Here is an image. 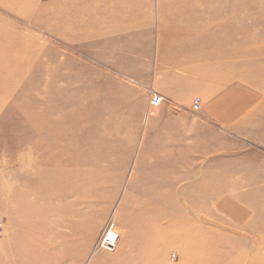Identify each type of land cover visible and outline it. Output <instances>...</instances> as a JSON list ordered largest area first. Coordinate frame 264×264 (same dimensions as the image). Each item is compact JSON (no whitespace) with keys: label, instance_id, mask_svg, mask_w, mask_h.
I'll list each match as a JSON object with an SVG mask.
<instances>
[{"label":"rangeland","instance_id":"374dc122","mask_svg":"<svg viewBox=\"0 0 264 264\" xmlns=\"http://www.w3.org/2000/svg\"><path fill=\"white\" fill-rule=\"evenodd\" d=\"M61 1L0 0V49L13 50L19 54L16 58L25 62L21 79L13 69L0 73L2 80L17 77L13 86L0 93L3 104L0 187L4 177L16 180L21 187L27 184L30 179L23 177L19 162L27 160L31 142L46 139L32 134V127L44 125L47 120L42 116L50 110L67 112L66 105L45 104L46 97L80 92L87 98L72 106L93 104L94 107L81 117L84 123L78 128L87 123L95 130L82 129L83 134L79 135L69 132L66 138L73 137L82 143L103 140L102 155H107L108 162L97 157L87 160L78 169L80 172L68 176L70 183L53 186L54 193L65 195L49 201L50 207L56 212L65 210L64 221L80 223L85 219L88 223L82 231H74L75 238L70 243L66 240L70 233L65 227L48 235L47 240L52 244L48 255L58 258L54 264H95L97 258L100 262L96 264H123L130 254L121 249L100 248L89 263L86 260L104 231L112 225L121 227L117 212L125 197L130 195L126 201L129 207L132 197L142 196L144 190L156 187L164 190L166 183L176 179L181 180L178 186L184 184L186 179L180 173L189 169L196 181L213 177L255 180V176L264 175V92L242 89L235 82L227 86L196 75L206 64L221 61L218 54L208 62L197 60L203 54L264 49V0H133L139 4L141 17L152 7L155 17H168L178 24L193 20L199 25L203 20L204 36L209 40L206 48L211 51L165 57L170 64L168 60L175 56L179 65L173 67L167 62L156 66L162 57L147 54H152L150 48L157 42L156 37L155 41L148 38L152 33L156 36L158 31L154 20L150 24L142 20L132 25L130 19L123 17L116 23L109 18L112 13L104 12L109 0H91V9L101 11L93 18L88 14L83 18L82 13L60 14L67 9L81 10L82 5L79 0L67 4ZM126 1L132 0H117ZM199 34L195 40H199ZM234 60L259 63L261 58L247 56ZM74 74L78 76L76 84L64 85L57 80L54 87L45 85L55 76ZM150 90L163 96L159 108L148 107ZM195 98L201 101L197 111L192 109ZM35 117L40 120L31 119ZM24 146L26 151L22 149ZM87 149L95 147L83 148L85 152ZM164 151H170L165 155L183 157L186 161L171 162L167 166L171 167L167 168L169 172L163 171L158 176L154 164ZM141 162L142 168L135 170ZM256 186L264 188V183ZM257 187L240 191L257 190ZM258 197L252 195L244 200L258 202ZM223 201L229 216L244 214L239 202L232 198ZM207 203V213H200L201 206H196L195 212L201 217L206 214L230 229L236 228V223H226L222 214L213 213L212 203ZM113 208L117 210L114 216ZM13 211L11 206L7 209L0 202V239L5 241L13 237L18 225ZM60 219L49 217L51 223ZM154 264H184V259L179 248L169 246L164 258L155 260Z\"/></svg>","mask_w":264,"mask_h":264},{"label":"bare ground","instance_id":"6f19581e","mask_svg":"<svg viewBox=\"0 0 264 264\" xmlns=\"http://www.w3.org/2000/svg\"><path fill=\"white\" fill-rule=\"evenodd\" d=\"M217 54L221 61L217 64H206L196 71L198 78L206 77L209 81H219L227 86L235 82L242 89L264 92V49L247 52L217 50V52L203 54L202 58L197 60L208 62ZM18 55L13 50L1 48L0 73L13 69L17 77L21 79L25 62L16 58ZM247 56H257L261 60L259 63L234 60L237 57L247 58ZM15 58L17 61L12 62L11 59ZM168 61L171 62L172 67L179 65L175 56L174 59ZM17 77L10 80L0 79V93H4L6 88L13 86ZM57 80L63 82L64 85H70L71 82L76 84L78 76L75 74L55 76L45 84L46 87H54ZM11 94L12 92L8 93L7 97ZM85 98L80 92L75 91L66 95L57 93L55 97H46L45 104L57 107L66 105L67 112L60 109L50 110L42 116L47 120L44 125L32 127V134L42 135L46 139L30 141L27 160L19 162L20 171L24 173L23 177L30 179L27 180V184L21 187L16 180L12 181L4 177L0 187L2 194L0 202L7 209L10 206L14 209L13 213L14 215L16 213L18 225L12 238L6 241L0 239V264H54L58 258L48 255L52 244L47 240V236L65 227L71 234L66 236V240L70 243L75 238L74 231H82L88 223L85 219L80 223L64 221L67 212L65 210L56 212L49 205V201H54L58 197L63 198L65 195L61 191L58 194L54 193L53 186L70 183L71 179L68 176L71 177L72 174L80 172L78 169L82 168L84 162L94 157L108 162L107 155H102L103 140L94 139L92 142L82 143L77 142L73 137L66 138L69 132L79 135L83 134L82 129H87L88 132L95 130L92 124L87 123L82 126V129L78 128L81 122L84 123L81 117L91 111L94 106L88 104L85 107H76L72 104H77L76 102L85 100ZM1 103L0 107L3 106ZM31 119L40 120L36 117ZM147 119L146 115L145 120ZM90 145H93L95 149H87L85 152L83 148ZM25 147H22L24 151H26ZM174 152H179V150ZM163 154L154 164L158 176L163 171L164 174L169 172L167 168L171 167L167 166L171 162L186 161L183 157L165 155L170 154V151H164ZM139 168H142V162L134 167L135 170ZM99 169L101 170V166ZM191 172L189 169L180 173L185 177L186 183L179 186L181 180L176 179L166 183L164 190H160L159 187L144 190L142 196L132 197L129 207L126 201L130 195L125 197L117 212L121 227L112 225L110 230L104 231L103 238L100 239L102 243L113 245V250L121 249L129 253L130 256H126L123 264H128V262L154 264L155 260L164 258L166 247L169 246L179 248L184 264H264V188L256 186L258 183H264V175L255 176V180L213 177L196 181ZM252 186L258 189L240 191ZM223 193L226 195L221 196ZM252 195L259 196L256 198L258 202L244 200L250 199ZM225 198H232L239 202V207L243 205L244 214L229 216L227 204L223 201ZM207 202L212 203L214 214L220 213L225 217L226 223H236V228H234L237 230L228 228L206 214L201 217L195 212L196 209L198 210L195 207L201 206L200 213L204 211L207 213L209 211ZM116 208H113V216L117 211ZM50 216L61 219L51 223ZM120 216H122L121 219ZM94 247L86 260L88 263L97 252V248L94 249ZM101 248L103 249V246ZM96 261L100 262V259L97 258ZM96 261H94L95 264Z\"/></svg>","mask_w":264,"mask_h":264},{"label":"crops","instance_id":"0c3cea01","mask_svg":"<svg viewBox=\"0 0 264 264\" xmlns=\"http://www.w3.org/2000/svg\"><path fill=\"white\" fill-rule=\"evenodd\" d=\"M69 1L75 2L76 0H62L61 2L63 4H67L66 2ZM79 1L82 3L81 10L67 9V12L58 13L66 15L82 13L83 18H87L85 14H88L93 18L95 14L101 13L99 10L93 11L91 9V0ZM137 1L132 0L126 2H117V0H109L108 3L105 4L104 12L112 13L109 18L111 20H115L116 23H118L119 19L123 17L130 19V23L132 25L140 24L142 20L150 24L149 21L154 20L153 24L158 26V31H156V36H154L152 33L148 38L150 41H152L154 40V37H156L155 40L157 42L154 47L152 45L150 48V50H152V54H150V52L147 54L155 57H162L158 60L156 66L166 63L167 58L165 57H170L174 54H196L202 53L204 51H211V49L206 48L207 42H209V40L207 41L205 38L206 36H204L205 25L202 19L199 25H196L195 21L193 20H187L186 23L178 24V21L171 22V18L168 17L163 16L159 18L157 15L155 17L156 12L152 7L151 10L148 8L141 17L140 8ZM199 31H201L202 34H199ZM198 34L201 37L199 40H195V37H197Z\"/></svg>","mask_w":264,"mask_h":264},{"label":"built area","instance_id":"2783aa9c","mask_svg":"<svg viewBox=\"0 0 264 264\" xmlns=\"http://www.w3.org/2000/svg\"><path fill=\"white\" fill-rule=\"evenodd\" d=\"M148 107L150 109H155V108H159V106L164 102L163 96L154 92L153 90H150V92L148 93ZM200 99L199 98H195L193 99L192 102V109L194 111H197L200 107ZM101 246H103V249L105 248L108 251H113V245L109 244V243H102L101 240H99L97 242V244L95 245L94 249H98V247L101 248Z\"/></svg>","mask_w":264,"mask_h":264}]
</instances>
